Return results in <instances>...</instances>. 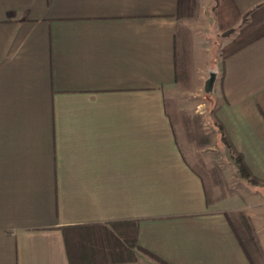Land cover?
Wrapping results in <instances>:
<instances>
[{"label": "crops", "instance_id": "crops-1", "mask_svg": "<svg viewBox=\"0 0 264 264\" xmlns=\"http://www.w3.org/2000/svg\"><path fill=\"white\" fill-rule=\"evenodd\" d=\"M233 2L221 36L218 0H0V264H251L171 101L215 71L212 145L264 200V35L220 54L264 0Z\"/></svg>", "mask_w": 264, "mask_h": 264}, {"label": "rangeland", "instance_id": "rangeland-1", "mask_svg": "<svg viewBox=\"0 0 264 264\" xmlns=\"http://www.w3.org/2000/svg\"><path fill=\"white\" fill-rule=\"evenodd\" d=\"M220 35L224 36L222 31ZM187 67L189 72H186V77L181 81L182 87L171 100L174 119L187 126L185 131L190 142L184 137L185 149L203 174L208 197L227 200L231 198L235 201L231 207L234 211H242L245 214L251 228L250 234L255 237L257 230L264 232V200L253 194L247 185L235 176L234 167L224 158L223 152L212 145V129L205 121V118L210 120L213 109L212 90L206 92L204 89L208 77H199L190 65ZM257 244L261 248L259 260L262 259L264 263L262 244L259 240Z\"/></svg>", "mask_w": 264, "mask_h": 264}, {"label": "trees", "instance_id": "trees-1", "mask_svg": "<svg viewBox=\"0 0 264 264\" xmlns=\"http://www.w3.org/2000/svg\"><path fill=\"white\" fill-rule=\"evenodd\" d=\"M215 15L218 27L222 31L223 35L230 34L233 31V26L241 18L233 0H218L215 8ZM263 35L264 9L257 10L251 13L250 21L239 30V33L229 43L222 47L220 53L221 57L226 58L231 53L239 50L240 48L244 47L245 45ZM211 72L215 73V71L213 70H211L210 73ZM176 82L179 84L177 80ZM211 114H213V109L211 110ZM213 125L217 131L218 144L226 150L228 161L231 162L235 167V176L250 187H254L257 184H260L262 181L257 179L248 169L242 155L233 148L229 139L225 135L221 124L215 121ZM224 214L233 227L234 232L237 234L242 247L244 248L246 254L250 259L251 264H264L262 259H260L258 262L254 261V259L252 258V253L251 251H249L251 247H254L253 249H256L260 256V248L257 245L256 239L250 234L251 228L245 214L242 211H226L224 212ZM119 246L121 249L120 257L122 258V260L133 259L135 257L132 250L129 249L130 247L125 246L122 243L119 244ZM146 253L152 258L157 259L156 256L148 252ZM160 262L163 263L162 261Z\"/></svg>", "mask_w": 264, "mask_h": 264}, {"label": "water", "instance_id": "water-1", "mask_svg": "<svg viewBox=\"0 0 264 264\" xmlns=\"http://www.w3.org/2000/svg\"><path fill=\"white\" fill-rule=\"evenodd\" d=\"M215 77H216L215 73L211 72L209 74V77L205 81V85H204V89L206 92H210L212 90Z\"/></svg>", "mask_w": 264, "mask_h": 264}]
</instances>
